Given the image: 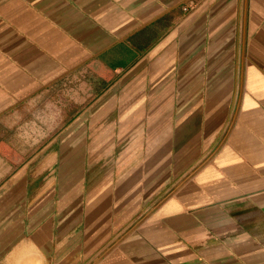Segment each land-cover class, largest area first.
Wrapping results in <instances>:
<instances>
[{
  "label": "crops",
  "instance_id": "1",
  "mask_svg": "<svg viewBox=\"0 0 264 264\" xmlns=\"http://www.w3.org/2000/svg\"><path fill=\"white\" fill-rule=\"evenodd\" d=\"M0 264H264V0H0Z\"/></svg>",
  "mask_w": 264,
  "mask_h": 264
},
{
  "label": "rangeland",
  "instance_id": "2",
  "mask_svg": "<svg viewBox=\"0 0 264 264\" xmlns=\"http://www.w3.org/2000/svg\"><path fill=\"white\" fill-rule=\"evenodd\" d=\"M33 148H29V147H24L22 150L24 151V157L29 155L30 154V150H32ZM37 148L34 147V151L36 150Z\"/></svg>",
  "mask_w": 264,
  "mask_h": 264
}]
</instances>
